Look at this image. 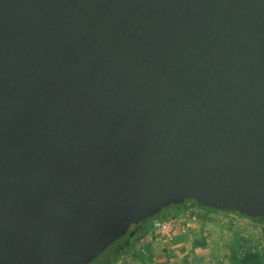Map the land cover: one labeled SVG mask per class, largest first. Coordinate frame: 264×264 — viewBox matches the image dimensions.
<instances>
[{"label": "water", "instance_id": "obj_1", "mask_svg": "<svg viewBox=\"0 0 264 264\" xmlns=\"http://www.w3.org/2000/svg\"><path fill=\"white\" fill-rule=\"evenodd\" d=\"M184 204L264 218V0H0V264Z\"/></svg>", "mask_w": 264, "mask_h": 264}, {"label": "crops", "instance_id": "obj_2", "mask_svg": "<svg viewBox=\"0 0 264 264\" xmlns=\"http://www.w3.org/2000/svg\"><path fill=\"white\" fill-rule=\"evenodd\" d=\"M165 221L167 231L161 232ZM256 222L236 212L184 204L155 220L152 230L116 264H238L241 241L259 243L258 228L256 233L243 230Z\"/></svg>", "mask_w": 264, "mask_h": 264}, {"label": "trees", "instance_id": "obj_3", "mask_svg": "<svg viewBox=\"0 0 264 264\" xmlns=\"http://www.w3.org/2000/svg\"><path fill=\"white\" fill-rule=\"evenodd\" d=\"M180 206H170L168 209H166V212L169 210H173L174 208H177ZM231 212H237L238 211H231ZM156 220V216L149 217L139 223L135 229L136 232L134 235H130V232L127 233L125 236L121 237L117 241H115L111 245V251L109 255L103 259L99 264H116V262L119 260V258L122 256L125 251H128L135 247L137 243H139L145 235H147L153 228V223ZM258 222L264 223V218H256ZM253 255H247L243 259V264H246L248 260L251 259Z\"/></svg>", "mask_w": 264, "mask_h": 264}, {"label": "rangeland", "instance_id": "obj_4", "mask_svg": "<svg viewBox=\"0 0 264 264\" xmlns=\"http://www.w3.org/2000/svg\"><path fill=\"white\" fill-rule=\"evenodd\" d=\"M166 209H163L157 216H156V220L160 219L165 213H166ZM212 209H216V208H212ZM237 213V212H236ZM239 215L243 216V217H247L244 216L242 214L239 213ZM250 220L253 221H257L256 218H250L247 217ZM257 226H251L249 227H245V229H243L246 232H255V229L258 228L257 232L260 234V240L259 243H253L251 242V240L247 241V240H243L241 241L238 249V252L236 254V259H237V263L238 264H243L242 260L245 257V254H254V256L251 257L250 262L248 264H264V223L261 222H256ZM111 251V246H109L106 250H104L101 254L98 255V257H96L90 264H99L103 259H105L109 253ZM246 254V255H247Z\"/></svg>", "mask_w": 264, "mask_h": 264}, {"label": "built area", "instance_id": "obj_5", "mask_svg": "<svg viewBox=\"0 0 264 264\" xmlns=\"http://www.w3.org/2000/svg\"><path fill=\"white\" fill-rule=\"evenodd\" d=\"M167 228H168V222L165 221V222H163V223L161 224V226H160V231H161V232H166V231H167Z\"/></svg>", "mask_w": 264, "mask_h": 264}]
</instances>
